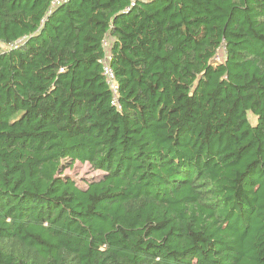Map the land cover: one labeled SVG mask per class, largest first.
<instances>
[{"label": "trees", "instance_id": "obj_1", "mask_svg": "<svg viewBox=\"0 0 264 264\" xmlns=\"http://www.w3.org/2000/svg\"><path fill=\"white\" fill-rule=\"evenodd\" d=\"M0 264H264V0H0Z\"/></svg>", "mask_w": 264, "mask_h": 264}, {"label": "built area", "instance_id": "obj_2", "mask_svg": "<svg viewBox=\"0 0 264 264\" xmlns=\"http://www.w3.org/2000/svg\"><path fill=\"white\" fill-rule=\"evenodd\" d=\"M138 1L139 0H132V5L135 6ZM65 2H66V0H53V5L58 6V5H61ZM104 45H105L106 49H108L110 44L106 41L104 43ZM222 50L225 52L224 48L221 49L220 51H222ZM225 58H226V52H225ZM110 60H111V57L107 56L105 61L103 62L104 63V69H103L104 77H105V79H106V81L110 87V90L112 92V105L118 111H121L122 105L120 102V86H119L116 74H115L113 68L111 67ZM216 60L219 61V54L216 57ZM219 62L221 63V61H219Z\"/></svg>", "mask_w": 264, "mask_h": 264}, {"label": "rangeland", "instance_id": "obj_3", "mask_svg": "<svg viewBox=\"0 0 264 264\" xmlns=\"http://www.w3.org/2000/svg\"><path fill=\"white\" fill-rule=\"evenodd\" d=\"M225 60V52L222 50L219 52V61L224 62ZM218 60L216 62L220 63ZM252 121L255 122V120L252 118ZM65 175L73 178L77 185L81 188H86L87 184L94 180H98L103 177V172L101 171H95L92 169L90 164H82L80 162H77L76 165L71 168L67 169L65 171Z\"/></svg>", "mask_w": 264, "mask_h": 264}]
</instances>
